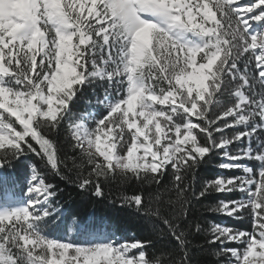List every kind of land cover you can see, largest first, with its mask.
<instances>
[{
  "label": "snow or ice",
  "instance_id": "obj_1",
  "mask_svg": "<svg viewBox=\"0 0 264 264\" xmlns=\"http://www.w3.org/2000/svg\"><path fill=\"white\" fill-rule=\"evenodd\" d=\"M212 156L234 174L197 190ZM29 157L24 196L0 198V264H196L197 233L215 264H264V0H0V185ZM49 177L154 188L119 202L171 250L68 226ZM212 196L251 230L192 219Z\"/></svg>",
  "mask_w": 264,
  "mask_h": 264
},
{
  "label": "trees",
  "instance_id": "obj_2",
  "mask_svg": "<svg viewBox=\"0 0 264 264\" xmlns=\"http://www.w3.org/2000/svg\"><path fill=\"white\" fill-rule=\"evenodd\" d=\"M89 98H91L89 94ZM78 110H84L85 105L83 100L77 106ZM231 131V130H229ZM63 141V134L59 138ZM203 142V141H202ZM205 159H208L207 157ZM220 162V158L212 156L207 163L201 164L197 169L196 188L202 186L206 180L216 178L218 175L223 174L225 176H231L234 173L230 171H223L217 167ZM33 164L38 167L39 161L34 157L21 158L20 161L15 162L12 168L6 169L4 174L9 178L7 186L0 185V198H11L14 194L17 198H22L27 188V180L30 177V169ZM49 179L58 184L60 188L64 189L58 194L59 207L63 211L62 220L66 222L68 226L71 225L73 219L77 222H83L90 229L98 230L107 235H111L118 241L132 240V239H152L155 241V247L150 249V252L167 253L171 250L172 245L170 243H161L158 239V233L154 230V223L148 218L136 213L133 209L128 207H122L119 202L121 194L135 195L140 191H143L145 196L149 192L154 191V188L147 186H137L135 184L127 185L126 187L112 184L105 186V196L97 198L91 195V193H81L72 185H66L58 177H49ZM170 177H166L164 183H167ZM223 199L239 198V193L233 194L231 197H220ZM218 202L216 196L209 197L197 204L194 208L192 219L200 222L205 228L210 223H220L223 225H229L234 228L241 227V221L228 218L223 215L210 212L209 207H214ZM158 223V222H157ZM162 227V225H160ZM249 230V228H243ZM57 238L67 239L70 233L67 227L59 230L55 233ZM191 241V248L193 259L196 264H215L214 258L208 254L207 251H201L200 246L204 244L205 237L203 234L197 233L189 237Z\"/></svg>",
  "mask_w": 264,
  "mask_h": 264
},
{
  "label": "rangeland",
  "instance_id": "obj_3",
  "mask_svg": "<svg viewBox=\"0 0 264 264\" xmlns=\"http://www.w3.org/2000/svg\"><path fill=\"white\" fill-rule=\"evenodd\" d=\"M241 3H243V0H241ZM84 110H87L86 107H85ZM97 112H98V113L103 112V109H102V108H97ZM239 221H241V227H243V228H249V230H251L250 218H248V217L246 216L245 219H243V220H239ZM71 224H72V222H71ZM243 228H242V229H243ZM67 239H72V240H74V241H76V242H82V241L85 239V237H83V236H78V235L75 234V233H71L70 236H69ZM117 241H118V240H117Z\"/></svg>",
  "mask_w": 264,
  "mask_h": 264
},
{
  "label": "bare ground",
  "instance_id": "obj_4",
  "mask_svg": "<svg viewBox=\"0 0 264 264\" xmlns=\"http://www.w3.org/2000/svg\"><path fill=\"white\" fill-rule=\"evenodd\" d=\"M246 2V0H243V3Z\"/></svg>",
  "mask_w": 264,
  "mask_h": 264
}]
</instances>
